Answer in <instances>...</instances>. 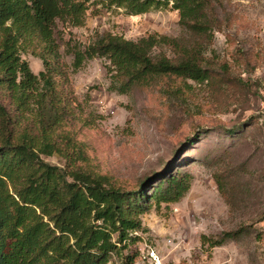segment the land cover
<instances>
[{"label": "trees", "instance_id": "trees-1", "mask_svg": "<svg viewBox=\"0 0 264 264\" xmlns=\"http://www.w3.org/2000/svg\"><path fill=\"white\" fill-rule=\"evenodd\" d=\"M93 2L130 15L171 4L188 37L149 33L133 40L95 31L83 45L71 32L64 40V33L84 25L90 0H0V264H107L113 257L132 264L145 232L141 216L179 201L190 187L191 173L172 165L133 184L102 171L80 137L93 119L76 103L69 74L99 57L107 61L109 88L120 93L137 84L180 90L188 80L204 83L221 0ZM26 50L41 60L38 73L21 57ZM198 138L194 131L183 149ZM52 155L64 166L42 158ZM213 176L224 193L225 175ZM239 232H224L211 245Z\"/></svg>", "mask_w": 264, "mask_h": 264}, {"label": "rangeland", "instance_id": "rangeland-1", "mask_svg": "<svg viewBox=\"0 0 264 264\" xmlns=\"http://www.w3.org/2000/svg\"><path fill=\"white\" fill-rule=\"evenodd\" d=\"M92 1L84 25L66 28L64 40L71 32L86 45L95 31L133 40L149 33L188 37L171 4L130 15ZM215 13L221 24L205 50L210 79L204 83L188 80L180 90L137 84L120 93L109 88L107 61L99 57L69 74L76 103L93 119L80 137L116 183L139 182L168 165L192 175L179 201L141 216L140 234L163 264H264V0H221ZM60 51L70 64L63 45ZM21 57L34 73L42 70L29 50ZM194 131L199 138L183 149ZM42 158L64 166L57 155ZM216 173L225 175L224 193ZM234 230L239 235L211 245ZM107 264L119 262L113 257Z\"/></svg>", "mask_w": 264, "mask_h": 264}, {"label": "built area", "instance_id": "built-area-1", "mask_svg": "<svg viewBox=\"0 0 264 264\" xmlns=\"http://www.w3.org/2000/svg\"><path fill=\"white\" fill-rule=\"evenodd\" d=\"M264 140V133H263ZM138 255L134 259L132 264H163L159 260V256L154 250L153 245L148 239L141 237V240L137 243ZM165 264V263H164ZM185 264H195L193 261H188Z\"/></svg>", "mask_w": 264, "mask_h": 264}]
</instances>
